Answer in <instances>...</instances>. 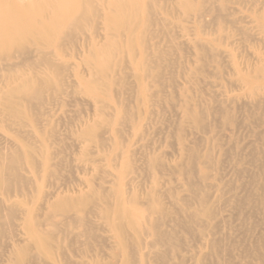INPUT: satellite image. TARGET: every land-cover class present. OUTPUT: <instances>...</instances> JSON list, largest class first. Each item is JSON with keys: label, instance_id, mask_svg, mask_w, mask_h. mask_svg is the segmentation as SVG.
Segmentation results:
<instances>
[{"label": "rangeland", "instance_id": "obj_1", "mask_svg": "<svg viewBox=\"0 0 264 264\" xmlns=\"http://www.w3.org/2000/svg\"><path fill=\"white\" fill-rule=\"evenodd\" d=\"M73 1L0 46V264H264V0Z\"/></svg>", "mask_w": 264, "mask_h": 264}, {"label": "bare ground", "instance_id": "obj_2", "mask_svg": "<svg viewBox=\"0 0 264 264\" xmlns=\"http://www.w3.org/2000/svg\"><path fill=\"white\" fill-rule=\"evenodd\" d=\"M74 4L75 3H74L73 0H44V1L43 0H26V1H24V0H14V2H12L11 4H10V2L4 3L2 5V7H1L2 11L0 12L1 15H2V13L4 15V16L0 17V46H3L2 48H4V46L5 47H10L14 43H16L19 39H21V37H23L24 35H26L29 32H31L33 30L32 29V27H33L32 25H33V21H34L35 17L42 16L43 15L42 13H44L43 11H45V9H47L45 7H50V8H48V9H50V13H46L45 14V16L47 15L49 17L48 18H47V16L45 17V18H47V21H45L44 23L47 22L48 26L51 25V27H52L54 23L59 22V20H58L59 18L65 17V15L70 10H73V8H74L73 5ZM108 6L109 5H107L106 2L103 5V7L107 8V9H108ZM105 11H107V10H105ZM48 12H49V10H48ZM104 19H105V21H107L109 19V15L106 12L104 14ZM36 24H37V22H36ZM35 42H37V41L35 40ZM46 42H48V41H46ZM22 47L24 48L25 46L22 45ZM43 47H44V45H43ZM14 50H16V49H14ZM6 54L8 55V53H6ZM17 92H19V91H17ZM24 92L25 93H29L30 97L33 96V95H35V97H36V94L38 93L37 91H31L30 92L28 90H24Z\"/></svg>", "mask_w": 264, "mask_h": 264}]
</instances>
